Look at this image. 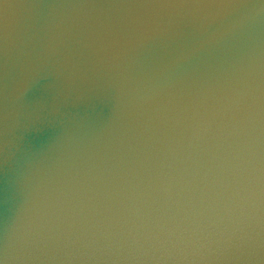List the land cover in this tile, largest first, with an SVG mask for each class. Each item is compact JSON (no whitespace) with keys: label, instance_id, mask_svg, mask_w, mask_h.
I'll return each mask as SVG.
<instances>
[{"label":"water","instance_id":"95a60500","mask_svg":"<svg viewBox=\"0 0 264 264\" xmlns=\"http://www.w3.org/2000/svg\"><path fill=\"white\" fill-rule=\"evenodd\" d=\"M0 264H264V0H0Z\"/></svg>","mask_w":264,"mask_h":264}]
</instances>
